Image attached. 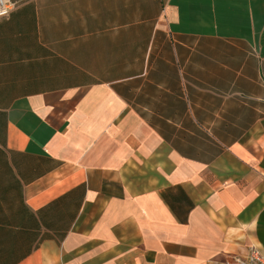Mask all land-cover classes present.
<instances>
[{
	"label": "crops",
	"instance_id": "1",
	"mask_svg": "<svg viewBox=\"0 0 264 264\" xmlns=\"http://www.w3.org/2000/svg\"><path fill=\"white\" fill-rule=\"evenodd\" d=\"M0 264L264 255V0H9Z\"/></svg>",
	"mask_w": 264,
	"mask_h": 264
},
{
	"label": "built area",
	"instance_id": "2",
	"mask_svg": "<svg viewBox=\"0 0 264 264\" xmlns=\"http://www.w3.org/2000/svg\"><path fill=\"white\" fill-rule=\"evenodd\" d=\"M15 4L9 0H0V19L7 18ZM235 264H264V255L254 246L248 248L244 257L234 259Z\"/></svg>",
	"mask_w": 264,
	"mask_h": 264
}]
</instances>
